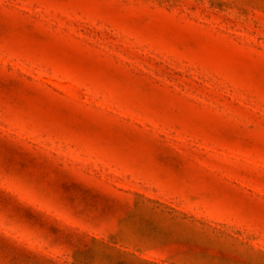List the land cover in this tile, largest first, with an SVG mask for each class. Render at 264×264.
<instances>
[{"label": "rangeland", "instance_id": "obj_1", "mask_svg": "<svg viewBox=\"0 0 264 264\" xmlns=\"http://www.w3.org/2000/svg\"><path fill=\"white\" fill-rule=\"evenodd\" d=\"M0 198V264H264V0H0Z\"/></svg>", "mask_w": 264, "mask_h": 264}, {"label": "snow or ice", "instance_id": "obj_2", "mask_svg": "<svg viewBox=\"0 0 264 264\" xmlns=\"http://www.w3.org/2000/svg\"><path fill=\"white\" fill-rule=\"evenodd\" d=\"M6 203H7V201H5L4 199L0 198V205H4ZM17 211H19V209H17Z\"/></svg>", "mask_w": 264, "mask_h": 264}]
</instances>
